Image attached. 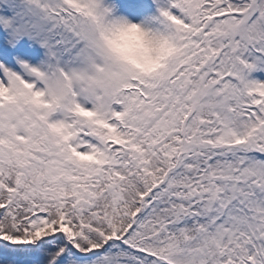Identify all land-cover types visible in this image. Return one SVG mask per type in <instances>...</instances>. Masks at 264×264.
<instances>
[{"label": "snow or ice", "instance_id": "snow-or-ice-1", "mask_svg": "<svg viewBox=\"0 0 264 264\" xmlns=\"http://www.w3.org/2000/svg\"><path fill=\"white\" fill-rule=\"evenodd\" d=\"M0 264H264V0H0Z\"/></svg>", "mask_w": 264, "mask_h": 264}]
</instances>
